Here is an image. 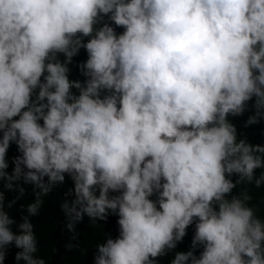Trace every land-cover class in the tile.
<instances>
[{"label": "clouds", "instance_id": "9594fccd", "mask_svg": "<svg viewBox=\"0 0 264 264\" xmlns=\"http://www.w3.org/2000/svg\"><path fill=\"white\" fill-rule=\"evenodd\" d=\"M246 112L264 124V0H0V264H48L33 218L66 175V251L116 217L93 264H264Z\"/></svg>", "mask_w": 264, "mask_h": 264}, {"label": "trees", "instance_id": "16d2710c", "mask_svg": "<svg viewBox=\"0 0 264 264\" xmlns=\"http://www.w3.org/2000/svg\"><path fill=\"white\" fill-rule=\"evenodd\" d=\"M117 31L120 32L123 31V29L118 28ZM86 58V52L81 49L79 55L74 57V60L79 63L86 60ZM71 78L83 79L78 68L73 69ZM249 114L250 113L246 112L241 117H230V119L237 125L238 130L247 136L252 143H264V134H262V132H264V124L251 125L247 128L243 127V123ZM16 155H18L16 145L12 144L7 153L9 159V173H11L14 167L12 158ZM233 179H235V177H233ZM19 183L26 189V194L25 199L17 201L13 208L12 214L17 222H20L21 216L26 214V212L20 208V205L30 203L34 199L31 186L23 184L22 181ZM72 187L73 182L66 175L63 185L55 188L45 199V204L40 211V215L33 218L36 235L40 241V255L47 259L48 264H93L94 247L98 242H103L105 232L110 234L113 238L118 235L116 217L110 216L106 222L100 224H89L88 217L84 216L83 220L77 223L76 226L79 233L78 247L71 251L65 250L64 244L68 242L69 234L63 231V226L66 221L59 208V203L62 198H67L69 200L74 198L73 196L65 197V193ZM0 190H3L2 184H0ZM247 190L249 194L253 196V203L260 204L262 190L255 189L252 186H248ZM234 191L236 190L234 189ZM6 195L9 200L12 199L13 194L6 193ZM261 211L264 212V205H261ZM192 234L193 230L190 227L188 234L183 241L178 244L177 251H186L189 249ZM53 248L57 249V251L53 252ZM17 251L18 249L14 247L9 248L5 264H14V256ZM168 259H170V257L161 258V264H167Z\"/></svg>", "mask_w": 264, "mask_h": 264}]
</instances>
